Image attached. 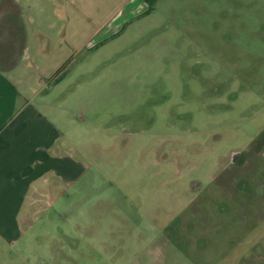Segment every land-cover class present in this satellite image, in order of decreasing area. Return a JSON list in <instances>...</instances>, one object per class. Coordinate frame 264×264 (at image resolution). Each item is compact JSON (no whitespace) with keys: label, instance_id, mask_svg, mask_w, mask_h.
<instances>
[{"label":"rangeland","instance_id":"374dc122","mask_svg":"<svg viewBox=\"0 0 264 264\" xmlns=\"http://www.w3.org/2000/svg\"><path fill=\"white\" fill-rule=\"evenodd\" d=\"M71 67L93 182L30 264H264V0H156Z\"/></svg>","mask_w":264,"mask_h":264},{"label":"crops","instance_id":"0c3cea01","mask_svg":"<svg viewBox=\"0 0 264 264\" xmlns=\"http://www.w3.org/2000/svg\"><path fill=\"white\" fill-rule=\"evenodd\" d=\"M60 1L0 0V264H30L39 224L56 226L58 205L93 182L70 115L74 58L150 11L145 0Z\"/></svg>","mask_w":264,"mask_h":264},{"label":"trees","instance_id":"16d2710c","mask_svg":"<svg viewBox=\"0 0 264 264\" xmlns=\"http://www.w3.org/2000/svg\"><path fill=\"white\" fill-rule=\"evenodd\" d=\"M145 1L149 4L150 8H152L153 5H154V2H155L156 0H145Z\"/></svg>","mask_w":264,"mask_h":264}]
</instances>
